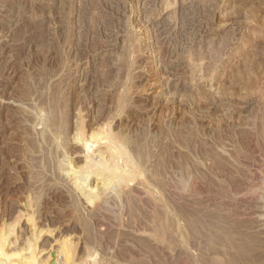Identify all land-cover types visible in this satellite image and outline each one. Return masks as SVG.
I'll list each match as a JSON object with an SVG mask.
<instances>
[{
    "label": "rangeland",
    "instance_id": "1",
    "mask_svg": "<svg viewBox=\"0 0 264 264\" xmlns=\"http://www.w3.org/2000/svg\"><path fill=\"white\" fill-rule=\"evenodd\" d=\"M90 1L0 0V224L41 177L33 193L39 223L65 234L78 225L70 232L87 264H264V0H171L170 11L163 0ZM187 9L195 25L182 20ZM131 44L130 114L120 121L144 174L120 203L111 200L102 226L58 183V146L76 156L75 111L87 108L88 120L94 102L111 100ZM192 53L202 58L192 62ZM40 109L56 122V140L41 141L33 129ZM144 179L156 197L140 187Z\"/></svg>",
    "mask_w": 264,
    "mask_h": 264
},
{
    "label": "bare ground",
    "instance_id": "2",
    "mask_svg": "<svg viewBox=\"0 0 264 264\" xmlns=\"http://www.w3.org/2000/svg\"><path fill=\"white\" fill-rule=\"evenodd\" d=\"M83 1V0H82ZM115 1V0H114ZM131 1V0H130ZM153 1V0H152ZM158 1V0H156ZM154 1V2H156ZM181 1V0H180ZM193 1V0H191ZM66 2V1H65ZM90 0H86V4H90ZM93 2V1H92ZM137 2V1H136ZM146 2V1H145ZM152 2V3H154ZM175 2V1H173ZM143 3V2H141ZM150 3V2H149ZM187 3V2H186ZM192 3V2H191ZM209 3V2H208ZM163 9H168L172 2L171 0H163ZM176 4V3H174ZM173 4V5H174ZM190 4V2H189ZM188 4V5H189ZM212 4V3H211ZM96 5V4H95ZM111 5V4H110ZM146 5V4H145ZM159 5V4H158ZM193 5V4H191ZM206 5V4H205ZM69 6V5H68ZM113 6V5H112ZM122 6V5H121ZM141 6V4H140ZM139 6V7H140ZM196 8V5H194ZM118 7V6H117ZM124 7V6H123ZM122 7V8H123ZM160 7V6H159ZM77 8V7H76ZM100 9V7H98ZM121 8V7H120ZM145 9V7H143ZM162 8V7H161ZM189 8V7H188ZM193 8V9H194ZM93 9V8H92ZM104 9V8H103ZM128 9V8H127ZM172 9V8H171ZM177 9V8H176ZM175 9V10H176ZM182 9V8H181ZM192 9V7H191ZM205 9V8H204ZM207 9V8H206ZM129 10V9H128ZM146 10V9H145ZM152 10V9H151ZM157 10V9H156ZM169 10V9H168ZM167 10V11H168ZM189 10V9H187ZM211 10V9H210ZM102 11V10H101ZM110 11V10H109ZM153 11V10H152ZM158 11V10H157ZM170 11V10H169ZM172 11V10H171ZM182 11V10H181ZM194 11V10H193ZM192 10L187 11L184 19L186 24H194L196 22L194 19V12ZM212 11V10H211ZM82 12V11H81ZM121 12V11H120ZM136 12V11H135ZM176 12V11H175ZM180 12V10H179ZM197 12V11H196ZM207 12V11H205ZM109 13V12H108ZM142 13V12H141ZM144 13V11H143ZM151 13V12H150ZM158 13V12H157ZM170 13V12H169ZM178 12H176L177 14ZM183 13V11H182ZM204 13V12H203ZM55 14V13H54ZM67 14V13H66ZM86 14V13H85ZM107 14V13H106ZM122 14V13H121ZM149 14V13H148ZM152 14V13H151ZM160 14V13H159ZM158 14V15H159ZM162 14V12H161ZM181 14V13H179ZM207 14V13H206ZM97 15V13H96ZM104 15V14H103ZM139 15V14H138ZM175 15V13H174ZM182 15V14H181ZM180 15V16H181ZM191 15V16H190ZM205 15V14H204ZM68 16V15H67ZM71 15H69L70 17ZM93 16V15H92ZM118 16V15H116ZM140 16V15H139ZM149 16V15H148ZM152 16V15H151ZM157 16V15H156ZM170 16V15H169ZM184 16V15H183ZM190 16V17H189ZM210 16V15H209ZM109 17V16H108ZM112 17V16H111ZM110 17V18H111ZM155 17V16H154ZM165 17V16H164ZM163 17V18H164ZM172 17V16H170ZM175 17V16H174ZM189 17V18H188ZM86 18V16H85ZM88 18V17H87ZM91 18V17H90ZM150 18V17H149ZM167 18V16H166ZM211 18V17H209ZM89 19V18H88ZM87 19V20H88ZM114 19V16H113ZM123 19V18H122ZM142 19V18H141ZM148 19V18H147ZM151 19V18H150ZM148 19V20H150ZM173 19V18H170ZM178 19V17H177ZM69 20V18H68ZM83 20V19H82ZM94 20V19H93ZM125 20V19H124ZM175 20V19H174ZM173 20V21H174ZM180 20V19H179ZM190 20V21H189ZM198 20V19H197ZM208 20V19H207ZM86 21V20H85ZM107 21V20H106ZM110 21V20H109ZM119 21V20H118ZM165 21V20H164ZM163 21V22H164ZM169 21V20H168ZM170 20L169 22H171ZM178 21V20H177ZM88 22V21H86ZM98 22V21H97ZM100 22V21H99ZM111 22V21H110ZM120 22V21H119ZM152 22V21H150ZM181 22V21H180ZM206 22V21H205ZM211 22V21H210ZM56 23V21H55ZM156 23V22H155ZM167 23V22H166ZM169 23V25H170ZM179 23V22H178ZM91 24V23H89ZM112 24V23H111ZM110 24V25H111ZM149 24V23H148ZM157 24V23H156ZM183 23H181L182 25ZM197 24V23H196ZM206 24V23H205ZM204 24V25H205ZM88 25V23H87ZM98 25V24H97ZM123 25V23H121ZM144 33H149L152 30V26L146 25L144 23ZM154 25V24H153ZM163 25V23H162ZM195 25V24H194ZM78 26V25H77ZM134 26V25H133ZM165 26V25H164ZM189 26V25H188ZM192 26V25H190ZM200 24L198 25V27ZM82 27V26H81ZM101 27V26H100ZM109 27V25H108ZM112 27V26H111ZM122 27V26H121ZM124 27V26H123ZM154 27V26H153ZM159 27H161L159 25ZM169 27V26H168ZM180 27V26H178ZM184 27V26H183ZM86 28V27H85ZM110 28V27H109ZM118 28V27H117ZM143 28V27H142ZM155 28V27H154ZM158 28V27H157ZM165 28V27H164ZM167 28V27H166ZM172 28V27H171ZM176 28V25H175ZM185 28V27H184ZM192 28H194L192 26ZM191 28V29H192ZM196 28V27H195ZM156 29V28H155ZM162 29V28H159ZM168 29V28H167ZM170 29V28H169ZM181 29V28H180ZM98 30V29H97ZM171 30V29H170ZM174 30V29H173ZM172 30V31H173ZM186 30V29H185ZM194 30V29H192ZM90 31V30H88ZM137 31V30H136ZM140 31V30H139ZM143 31V30H142ZM168 31V30H167ZM178 31V30H177ZM176 31V32H177ZM188 31V30H187ZM186 31V32H187ZM197 31V30H196ZM201 31V30H200ZM204 31V30H203ZM115 32V30H114ZM117 32V31H116ZM165 32V30H164ZM180 32V31H179ZM190 32V31H189ZM142 33V32H141ZM163 33V31L161 32ZM167 33V32H165ZM197 33V32H196ZM115 34V33H114ZM124 34V33H123ZM172 34V33H171ZM194 33L192 32L191 35ZM199 34V32H198ZM98 35V34H97ZM96 35V36H97ZM154 35V34H153ZM160 35V33H159ZM168 35V34H167ZM175 35V34H174ZM177 35V34H176ZM185 35V33H184ZM200 35V34H199ZM100 36V35H99ZM183 36V34L181 35ZM141 38V36H139ZM143 37V36H142ZM151 37V36H150ZM168 37V36H166ZM187 37V36H186ZM189 37V36H188ZM199 37V36H198ZM87 38V37H86ZM99 38V37H98ZM123 38V37H122ZM149 38V37H148ZM164 38V37H161ZM177 38V37H176ZM193 39V37H191ZM197 38V36H196ZM252 38V37H251ZM157 39V38H156ZM84 40V39H83ZM82 40V41H83ZM116 40V39H115ZM141 40V39H140ZM139 40V41H140ZM150 40V39H149ZM194 40V39H193ZM208 40V39H206ZM81 41V40H80ZM114 41V40H113ZM122 41V40H121ZM147 41V40H146ZM170 41V39H169ZM182 41V39H181ZM187 41V40H186ZM72 42V41H71ZM86 42V41H85ZM103 42V40H102ZM175 42V41H174ZM195 42V41H194ZM208 42V41H207ZM98 43V42H97ZM151 43V42H150ZM178 44V41L176 42ZM191 43V42H190ZM201 43V42H200ZM206 43V42H205ZM73 44V43H72ZM104 44V43H103ZM138 44V42H137ZM140 44V43H139ZM158 44V43H157ZM173 44V42H172ZM181 44V43H180ZM179 44V45H180ZM195 44V43H194ZM70 45V44H69ZM109 45V44H108ZM151 45V44H150ZM174 45V44H173ZM177 45V46H179ZM190 45V44H189ZM207 45V44H206ZM209 45V44H208ZM64 47V46H63ZM78 47V46H77ZM96 47V46H95ZM206 47V46H205ZM157 48V47H156ZM179 48V47H178ZM78 49V48H77ZM121 49V48H120ZM153 49V48H152ZM203 49V48H201ZM200 49V50H201ZM221 49V48H220ZM223 49V48H222ZM83 50V49H82ZM155 50V49H154ZM208 50V49H207ZM153 51V50H152ZM212 51V50H211ZM115 52V51H114ZM136 52V51H135ZM155 52V51H154ZM220 52V51H219ZM133 53L132 44L121 54L119 60L123 61L125 66V74L117 75V82L114 83L111 91V100L104 101L101 99L92 104V107L89 109L90 118L86 120L87 115L85 116L84 110L87 108L78 107L75 111V121L73 133L71 134L70 139L77 147L76 156L71 155L67 151L65 152L62 149L61 144L59 143L58 147H61L63 158L59 160L57 155V161L59 168L57 178L58 183L64 187L71 199V203L74 207L78 209L79 212L86 215L87 214L94 219L97 223L101 222V225H106V217L112 216L110 206L111 200L115 202H121V198L124 195H129L132 191L131 184L133 179L136 178L139 174H144L143 170L139 168V158L136 157V152L130 149L129 146L123 141V125L124 122H121L126 114H128L127 107L129 106V92L130 84L132 80V72L130 67L133 65L132 60H129L128 55ZM198 53V52H197ZM196 53V54H197ZM210 53V52H209ZM217 53V52H216ZM149 54V53H148ZM205 54V52H204ZM135 55V54H134ZM124 56V57H122ZM179 56V55H178ZM202 56V55H201ZM221 56V55H220ZM179 58V57H178ZM201 59L202 57H194L192 53L190 60L193 62L194 59ZM207 58V57H206ZM205 58V59H206ZM209 58V56H208ZM207 58V59H208ZM214 59V58H213ZM220 60V59H219ZM115 61V60H114ZM151 62V60H150ZM155 62V61H153ZM190 62V61H189ZM212 62V61H211ZM216 62V61H215ZM220 62V61H219ZM157 63V62H156ZM164 63V62H163ZM150 64V63H149ZM172 64V63H171ZM82 65V64H81ZM221 65V64H220ZM156 66V65H155ZM198 66V64H195ZM79 67V66H78ZM135 67V66H134ZM152 67V66H151ZM216 67V66H215ZM221 67V66H220ZM162 68V67H161ZM165 68V66H164ZM170 68V67H168ZM153 69V68H152ZM175 69V68H174ZM219 69V68H218ZM247 69V68H246ZM77 70V69H76ZM107 69L106 71H108ZM112 70V69H111ZM203 70V69H202ZM244 70V69H242ZM155 71V70H154ZM166 71V70H165ZM193 71V70H192ZM211 71V70H210ZM81 72V71H80ZM110 72V71H109ZM144 72V71H143ZM167 72V71H166ZM249 73V72H248ZM78 74V73H77ZM87 74V73H86ZM103 74V73H102ZM250 74V73H249ZM104 75V74H103ZM203 75V74H202ZM201 75V76H202ZM106 76V74H105ZM178 76V75H177ZM200 76V77H201ZM170 75L166 77L169 79ZM175 77V76H174ZM203 78V77H202ZM108 79V78H107ZM112 79V78H111ZM164 79V78H163ZM171 79V78H170ZM174 79V78H173ZM81 80V79H80ZM134 80V78H133ZM103 81V79H102ZM135 81V80H134ZM178 81V80H177ZM137 82V81H136ZM165 82V81H164ZM134 83V82H133ZM163 83V82H162ZM191 83V82H190ZM107 84V83H106ZM135 84V83H134ZM169 80L162 84L169 85ZM140 85V84H139ZM171 89V88H170ZM177 89V88H176ZM180 89V88H179ZM135 90V89H134ZM182 90V89H181ZM188 91V90H187ZM191 91V90H190ZM223 91V89H222ZM60 92V91H59ZM176 92H179L178 90ZM175 92V93H176ZM182 92V91H181ZM183 93V92H182ZM181 93V94H182ZM164 94V92H163ZM223 94V93H222ZM180 95V94H179ZM92 96V95H90ZM161 96V95H160ZM192 96V95H191ZM159 97V96H158ZM171 97V96H170ZM193 97V96H192ZM107 99V98H106ZM167 99V98H166ZM171 99V98H170ZM169 99V100H170ZM178 99V98H177ZM194 99V98H193ZM97 100V99H96ZM189 100V99H188ZM60 101V100H59ZM145 101V100H143ZM91 102V101H90ZM185 102V101H184ZM194 102V101H193ZM135 103V102H134ZM149 103V102H148ZM174 103V102H172ZM157 104V103H156ZM169 105V104H168ZM172 105V104H171ZM175 105V104H174ZM178 105V104H177ZM176 105V106H177ZM38 106V105H37ZM74 106V105H73ZM173 107V106H172ZM153 108V107H152ZM159 108V107H158ZM157 108V109H158ZM161 108V107H160ZM176 108V107H175ZM191 108V107H190ZM34 109V108H33ZM39 109V108H38ZM62 109V108H61ZM143 109V108H142ZM30 110V109H29ZM44 110V109H43ZM52 110V109H51ZM174 110V109H173ZM46 113V110H44ZM56 111V110H55ZM48 112V111H47ZM63 112V111H61ZM131 112V111H130ZM172 112V111H171ZM43 114L42 109L38 110L36 113L35 120H32V127L34 130H37V133L40 134V140L47 142L55 137L57 139V124L52 117ZM47 114V113H46ZM91 114V115H90ZM130 114V113H129ZM130 116V115H129ZM74 119V118H72ZM127 120L126 118H124ZM129 119V118H128ZM116 122H119L118 125ZM121 122V123H120ZM58 123V121H57ZM73 123V122H72ZM40 125V127H38ZM117 125V127H115ZM121 127V129H120ZM116 128H119L116 130ZM59 132V131H58ZM126 135V134H125ZM63 136V135H62ZM60 138V137H59ZM130 138V137H129ZM61 139V138H60ZM69 140V139H68ZM67 140V141H68ZM147 140V139H146ZM52 141V140H51ZM128 141V139L126 140ZM59 142V140H58ZM67 143V142H66ZM135 145V144H134ZM56 147V146H55ZM53 148V147H52ZM54 149V148H53ZM75 150V149H74ZM70 152V151H69ZM60 154V153H59ZM79 158V159H77ZM144 158V157H143ZM54 161V160H53ZM52 161V162H53ZM46 162V161H45ZM43 163V162H42ZM33 165V164H32ZM31 165V166H32ZM51 166V165H50ZM29 167V166H28ZM36 167V166H35ZM36 169V168H35ZM45 169V168H44ZM241 169V168H240ZM49 168H46L48 171ZM36 172V171H35ZM42 171L41 173H44ZM147 172V171H146ZM45 174V173H44ZM47 176V175H46ZM163 179V178H162ZM42 178H37L28 184V190L25 194V202L23 206L17 209L15 216L5 222L0 224V264H87L86 258L79 257L77 255V246L79 241L76 242L74 239L80 238L79 236H72V232L81 229L77 226H71L66 231H63V228L60 224L50 225L47 221L45 225L39 223L38 213L39 212V200L38 198L33 197L34 189L36 188V183L41 181ZM166 181V179H165ZM261 182H263L261 180ZM44 184V183H43ZM140 187L148 192L153 197H156L155 187H152V182L149 180H142L139 182ZM177 184V182H176ZM31 185V186H30ZM163 185V184H162ZM42 186V185H41ZM66 188V189H65ZM165 188V187H164ZM27 189V188H26ZM133 192V191H132ZM131 192V193H132ZM160 192V191H159ZM158 192V194H159ZM161 194V193H160ZM175 194V193H174ZM136 195V194H134ZM133 196V193H132ZM137 196V195H136ZM135 197V196H134ZM134 197L132 198L133 200ZM138 197V196H137ZM128 198V197H127ZM165 198V197H164ZM171 198V197H170ZM169 198V199H170ZM24 199V198H23ZM172 199V198H171ZM124 200V199H123ZM137 200V199H136ZM173 201V200H172ZM129 202V201H128ZM70 204V203H69ZM112 204V203H111ZM156 204V203H155ZM158 204V203H157ZM156 204V205H157ZM56 205V204H55ZM122 205V204H121ZM137 205V204H136ZM160 205V204H159ZM176 205V204H175ZM178 205V204H177ZM45 206V205H44ZM53 206V204H52ZM72 206V207H73ZM123 206V205H122ZM138 206V205H137ZM141 206V205H140ZM158 206V205H157ZM42 208V207H41ZM140 208V207H139ZM45 209V208H44ZM60 209V208H59ZM72 209V208H71ZM114 209V208H113ZM121 209V208H120ZM67 210V209H65ZM133 210V209H132ZM44 211V210H43ZM62 211V210H61ZM77 211V212H78ZM63 212V211H62ZM43 213V212H42ZM122 213V212H121ZM131 213V212H130ZM45 214V213H44ZM63 214V213H62ZM158 214V213H157ZM115 215V214H114ZM152 215V214H151ZM159 215V214H158ZM52 216V215H51ZM70 216V215H69ZM145 216V215H144ZM73 217V214H72ZM85 217V216H84ZM146 217H148L146 215ZM145 217V218H146ZM6 218V217H5ZM4 218V219H5ZM51 218V217H50ZM49 218V219H50ZM115 218V217H114ZM86 219V218H85ZM131 219V218H130ZM65 220V219H64ZM67 220V219H66ZM70 220V219H69ZM68 220V221H69ZM72 220V219H71ZM70 220V221H71ZM7 221V220H6ZM87 221V219H86ZM93 221V223H94ZM142 221V220H141ZM21 222L25 223L26 233L23 236L18 230L19 227H22ZM63 222V221H62ZM65 222V221H64ZM145 222V221H143ZM3 223V222H2ZM67 223V222H66ZM80 223V222H79ZM84 223V222H83ZM126 223V222H125ZM140 223V222H139ZM130 224V223H129ZM158 225V223L156 222ZM69 225V222H68ZM74 225V224H72ZM177 225V224H176ZM27 226V227H26ZM95 226V225H94ZM130 226V225H129ZM159 226V225H158ZM24 227V226H23ZM124 227V226H123ZM132 227V225H131ZM135 227V226H134ZM65 228V227H64ZM141 228V227H140ZM166 228V227H165ZM22 229V228H20ZM95 229V228H94ZM103 229V228H102ZM124 230V229H123ZM158 230V229H157ZM64 232V233H62ZM72 233V234H71ZM161 233V232H160ZM58 234V236H57ZM86 235V234H85ZM106 235V234H105ZM117 235V234H116ZM124 235V234H123ZM20 238H22L20 240ZM84 240V239H83ZM143 241V240H142ZM92 242V241H90ZM193 243V242H192ZM202 243V242H201ZM196 244V242H195ZM182 245V244H181ZM80 246V245H79ZM91 246H89L90 248ZM94 247V246H93ZM99 247V246H98ZM104 247V246H103ZM198 247V246H197ZM193 248V247H192ZM92 248H90L91 250ZM96 248H93L92 251L95 252ZM86 250V249H85ZM91 251V252H92ZM80 252V251H79ZM92 252V253H93ZM97 252V251H96ZM132 252V251H130ZM85 253H88L87 251ZM89 254V253H88ZM87 254V255H88ZM95 254V253H93ZM140 254V253H139ZM172 254V253H171ZM113 255V254H112ZM82 256V255H81ZM90 257V255H88ZM98 255H96L97 258ZM181 256V255H180ZM179 256V257H180ZM185 257V255H184ZM189 257V256H188ZM187 257V258H188ZM95 258V259H96ZM102 258V256H101ZM100 258V262L102 261ZM173 258V257H172ZM181 258V257H180ZM186 258V259H187ZM190 258V257H189ZM84 259L85 262L83 261ZM90 259V258H89ZM104 259V258H102ZM140 259V258H138ZM137 259V261H138ZM93 259H91L92 261ZM142 260V259H141ZM180 260V259H179ZM182 260V259H181ZM189 260V259H188ZM106 260H103L104 262ZM196 262V261H195ZM163 263V262H162ZM171 263V262H169ZM176 263V262H175ZM89 264V261H88ZM92 264V262H91ZM101 264V263H100ZM112 264V263H111ZM146 264V263H145Z\"/></svg>",
    "mask_w": 264,
    "mask_h": 264
}]
</instances>
